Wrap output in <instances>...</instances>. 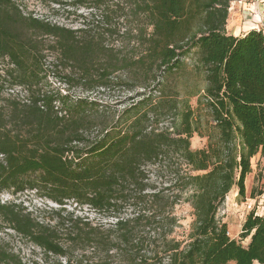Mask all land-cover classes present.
Returning <instances> with one entry per match:
<instances>
[{
  "label": "trees",
  "instance_id": "16d2710c",
  "mask_svg": "<svg viewBox=\"0 0 264 264\" xmlns=\"http://www.w3.org/2000/svg\"><path fill=\"white\" fill-rule=\"evenodd\" d=\"M118 1L53 2L88 15L107 8L108 19L124 10L110 7ZM234 1L130 0L129 13L143 26L135 36L140 55L125 56L101 39L80 37L24 15L12 0H0V56L13 66L7 74L36 90L30 105L0 106V197L30 189L61 209L70 202L86 205L112 216L118 232L114 238L87 232L76 221L78 230L62 244L56 230L0 199V216L18 235L65 259L57 264H264V214L249 213L240 241L218 218L233 189L246 197L252 160L264 161V30L228 34ZM47 36L56 39L54 45L45 46ZM45 50L57 52L58 63L70 69L65 76L70 85L127 87L136 97L110 126L89 136L91 115L102 111L87 99L42 91ZM193 52L197 62L190 69L186 60ZM119 72L127 77H116ZM193 75L203 77V88L198 83L186 88ZM193 98L198 106L205 101L216 130L201 150L191 147L194 135L203 138ZM55 103L67 117L59 116ZM170 114L179 124L159 129ZM183 204L192 208L193 222L180 235L176 210ZM127 208L133 215L121 217ZM78 243L92 245V253L73 261L69 252ZM0 264L22 263L0 248Z\"/></svg>",
  "mask_w": 264,
  "mask_h": 264
},
{
  "label": "rangeland",
  "instance_id": "374dc122",
  "mask_svg": "<svg viewBox=\"0 0 264 264\" xmlns=\"http://www.w3.org/2000/svg\"><path fill=\"white\" fill-rule=\"evenodd\" d=\"M12 1L20 7L26 16H31L60 28L78 31L80 33L78 36L80 37L88 35V37L101 39L107 48H113L122 55L127 56L130 53L140 55V50L137 48L138 40L135 36L143 25L141 21L130 15V0H119L111 4L110 7L122 5L124 10L122 12L117 10V13L112 14L108 19L105 14L107 8L94 9L91 15H88L84 10L75 12V9L72 7L60 8L53 2L56 0ZM253 29L264 30V0H236L232 2L226 27L227 33L230 35H240ZM43 41H45V46H52L56 42V39L47 36L43 37ZM43 56L46 75L45 80L39 87L44 93H70L75 99H87L93 103L94 107L102 111L101 114H98L99 116L91 115L93 117L91 119L93 124L89 128H85L89 136L96 135L99 130L108 127L112 120L117 119L132 103L130 97H136V93L130 92L127 87H113L112 89L100 90L96 88L89 89L79 84L70 85L67 83L66 86H61L60 83H65L64 81H66L65 76L70 74V69L58 63L59 55L57 52L45 50ZM196 56V52H193L192 56L186 60L190 69L196 65ZM11 69H13V66L9 63L8 58L0 56V77L2 80L0 82V106L5 107V109L6 107L9 108L10 103L13 101L17 103L31 102L32 104L34 97H36L35 88L31 89L28 85L13 82L7 74ZM124 74L119 72L116 74V77L125 79L127 76ZM188 78L186 88L188 86L192 87L196 83L202 88L205 85L202 76L198 79L194 75ZM184 86L182 83L177 84L182 93L185 92ZM149 91L147 92L150 93ZM137 92H143V90L139 89ZM182 97L184 96L182 95ZM137 100L139 101V98ZM41 105L43 106V103ZM205 105V101H203L198 106L197 98L191 100V106L195 110L197 118L200 119L199 134L203 136L201 138L197 134L194 135L191 140L193 150L207 148L209 143L207 137L216 135L212 118ZM176 123L178 125L179 121L175 120V116L171 114L167 115L160 120L159 129H168ZM3 159L0 157V160ZM258 161V158L252 160L253 172L246 180V188L248 190L246 197H238V189H233L218 212V218L228 225L230 236L238 241H240L242 226L249 213L255 211L257 215L264 214V195H262L264 193V177L261 174L263 163ZM250 190L251 193L253 192V197L249 194ZM0 199L2 204L15 205L17 211H20L22 214H30L35 221L44 227L56 230L62 244H67L68 235L78 230L77 224L73 225V222L76 221H78L79 227L87 232L92 229L99 230L111 238H114L118 234L113 229L115 220L112 216H108L105 212L94 211L86 205L77 206L75 203L70 202L64 209H61L60 206L45 198L43 194L31 191L30 189L19 194L6 191L2 193ZM176 213L181 218V224L183 225V229L179 233L180 235H184L183 233L189 231L190 225L193 222V210L190 205L183 204L177 208ZM132 215L131 208H127L121 213V217L123 218H130ZM249 242L250 240L247 239L241 243L246 246ZM92 247L90 244L78 243L69 252V258L73 261H78L84 254L89 256L92 253ZM0 248L17 256L22 264L63 263V259L60 257L47 255L29 239L18 235L2 216H0Z\"/></svg>",
  "mask_w": 264,
  "mask_h": 264
},
{
  "label": "built area",
  "instance_id": "2783aa9c",
  "mask_svg": "<svg viewBox=\"0 0 264 264\" xmlns=\"http://www.w3.org/2000/svg\"><path fill=\"white\" fill-rule=\"evenodd\" d=\"M65 83H60V85L62 86V85H64V86H66V84L68 83L67 81H64ZM62 96H70V97H72L71 95H70V93H66V92H62V93H60ZM72 98H74V97H72ZM75 99V98H74ZM21 104H24V105H30L31 104V102H27V103H21ZM56 104V110L58 111V114H59V116L60 117H67V112L66 111H63V110H61V108L59 107V103H55ZM43 109H44V107L41 105V103L39 104ZM0 157L3 159L4 157L2 156V155H0ZM262 176L264 177V161H263V167H262ZM263 195H264V193H263ZM261 197V196H260ZM61 259H63V263H65V259L64 258H61Z\"/></svg>",
  "mask_w": 264,
  "mask_h": 264
},
{
  "label": "crops",
  "instance_id": "0c3cea01",
  "mask_svg": "<svg viewBox=\"0 0 264 264\" xmlns=\"http://www.w3.org/2000/svg\"><path fill=\"white\" fill-rule=\"evenodd\" d=\"M248 32H250V31H248ZM248 32H245L244 34H240V35H235V34H233L234 36H236V37H241V36H243V35H245V34H247ZM247 193H248V190H247ZM249 194H251V190H250V193ZM233 239H235V238H233ZM248 245V244H247ZM246 245V246H247Z\"/></svg>",
  "mask_w": 264,
  "mask_h": 264
},
{
  "label": "bare ground",
  "instance_id": "6f19581e",
  "mask_svg": "<svg viewBox=\"0 0 264 264\" xmlns=\"http://www.w3.org/2000/svg\"><path fill=\"white\" fill-rule=\"evenodd\" d=\"M256 21V20H255ZM258 22V21H257Z\"/></svg>",
  "mask_w": 264,
  "mask_h": 264
}]
</instances>
